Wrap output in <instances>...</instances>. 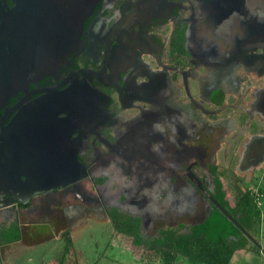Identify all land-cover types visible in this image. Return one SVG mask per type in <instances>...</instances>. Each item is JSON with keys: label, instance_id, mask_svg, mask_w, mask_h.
Instances as JSON below:
<instances>
[{"label": "flooded vegetation", "instance_id": "obj_1", "mask_svg": "<svg viewBox=\"0 0 264 264\" xmlns=\"http://www.w3.org/2000/svg\"><path fill=\"white\" fill-rule=\"evenodd\" d=\"M14 8L0 0V27ZM26 81L0 101V233L102 210L155 239L214 205L221 154L234 175L264 164L242 162L264 136V0H98L71 54Z\"/></svg>", "mask_w": 264, "mask_h": 264}, {"label": "water", "instance_id": "obj_2", "mask_svg": "<svg viewBox=\"0 0 264 264\" xmlns=\"http://www.w3.org/2000/svg\"><path fill=\"white\" fill-rule=\"evenodd\" d=\"M14 2L15 8L4 16L0 27L1 37L7 38L10 43L9 52L0 53V101L9 98L18 85L27 83L26 80L43 76L50 68V63L58 56L61 64L71 54L80 38L84 20L91 14L98 0H14ZM252 153L256 155L253 158H256V162L262 161L264 136L255 138L250 143L242 162H250ZM62 161L60 169L62 167L66 169L69 164L76 168L80 167L76 156ZM50 169L51 167H47V170L40 172L43 174L42 178H48L43 179V183L54 178L55 174L53 172L51 175ZM73 170L60 171L58 185L70 181V175L74 178L73 181L76 180L78 170ZM208 196L253 243L262 248L211 195Z\"/></svg>", "mask_w": 264, "mask_h": 264}, {"label": "trees", "instance_id": "obj_3", "mask_svg": "<svg viewBox=\"0 0 264 264\" xmlns=\"http://www.w3.org/2000/svg\"><path fill=\"white\" fill-rule=\"evenodd\" d=\"M216 190L214 199L223 207L256 241L262 221L259 200L264 196V171L258 178H252L256 189L245 184V192L241 195L234 207H230L222 190L216 169ZM263 183V184H262ZM115 231L119 234L132 236L138 245L145 243L149 249L155 251L159 264H181L191 262L197 264H229L235 252L251 251L261 253L257 244L253 243L215 204L212 205L208 216L200 223L190 226L187 232L181 230L186 226L180 224L176 229L160 230L155 239H143L139 230V223L132 218L112 214ZM65 240L60 263L64 264L73 248L68 231L62 234ZM20 240V231L17 225L0 233V241L13 242ZM145 241V242H144ZM259 243V241H258ZM152 263L153 258H151Z\"/></svg>", "mask_w": 264, "mask_h": 264}, {"label": "rangeland", "instance_id": "obj_4", "mask_svg": "<svg viewBox=\"0 0 264 264\" xmlns=\"http://www.w3.org/2000/svg\"><path fill=\"white\" fill-rule=\"evenodd\" d=\"M223 155L221 154V162L219 168L224 167V174L221 177V181L224 184L223 192L225 198L229 203L230 207H234L243 192H245V187L241 180L245 184L256 189V184L253 181H250L252 176L254 178L260 177L261 172L264 171V164L261 165L260 169L255 170V172H239L237 175H234V163L231 167L225 168L223 161ZM229 169V171H228ZM262 169V171H261ZM231 170V171H230ZM233 170V171H232ZM253 174V175H252ZM252 175V176H251ZM264 182V180H263ZM263 184V183H262ZM260 207L262 214L261 226L259 229V235L256 238L259 241V244L262 246L259 252H235L233 258L229 264H264V196L261 198ZM203 206V205H202ZM199 206L198 212L202 213L201 219L209 212V207ZM104 212L100 211H90L88 213L81 212L73 215V218H70L68 225L58 224V228L62 233L63 228L72 224L69 228V232L74 236V247L76 249V254L69 253L65 263L69 264H159L160 259L155 256V251L149 249L145 243L138 245L135 242V238L132 236H123L114 231L112 224L103 217ZM104 218V219H103ZM177 218V217H176ZM189 217H178L176 222L170 223L173 227L177 228L178 224H184L185 229L181 230L187 232L190 225L197 224L200 220ZM0 223V228L3 227ZM62 223V222H61ZM48 229V228H47ZM150 235H154L153 231ZM61 235V234H60ZM152 236L144 237L143 239H151ZM257 241V242H258ZM145 242V241H144ZM64 240H60V245H64ZM49 245V244H48ZM46 246H38L28 252H22L20 258L13 259L15 264H56V255L51 253V248ZM72 251V249H71ZM63 252L60 250V259ZM6 258V257H5ZM77 260V262L75 261ZM181 264H197L191 262H184Z\"/></svg>", "mask_w": 264, "mask_h": 264}, {"label": "crops", "instance_id": "obj_5", "mask_svg": "<svg viewBox=\"0 0 264 264\" xmlns=\"http://www.w3.org/2000/svg\"><path fill=\"white\" fill-rule=\"evenodd\" d=\"M202 221H199L200 223ZM195 225V224H193ZM190 225V226H193ZM48 228V229H47ZM21 233H20V240L16 242H6L0 244V261L1 264H15L13 262V259L20 258L22 252H28L35 247L38 246H46L48 245L52 252L55 253L56 255V264H61L60 263V250L63 252L65 242L63 243L64 245H61V247H58V244L60 245V240H64L61 237V233L59 228L57 230L50 224V223H42V224H36V225H31V224H21L20 225ZM73 242L74 236L71 235ZM75 243V242H74ZM2 245H5V247H9V251H7L9 254L7 255L5 260H3V254H2ZM76 249L75 247L72 248V251L70 253L76 254ZM243 252H247L243 251ZM253 253V252H252ZM69 256V255H68ZM77 262V260H75ZM78 263V262H77ZM64 264H69V263H64Z\"/></svg>", "mask_w": 264, "mask_h": 264}, {"label": "built area", "instance_id": "obj_6", "mask_svg": "<svg viewBox=\"0 0 264 264\" xmlns=\"http://www.w3.org/2000/svg\"><path fill=\"white\" fill-rule=\"evenodd\" d=\"M259 204H261V200H259Z\"/></svg>", "mask_w": 264, "mask_h": 264}]
</instances>
